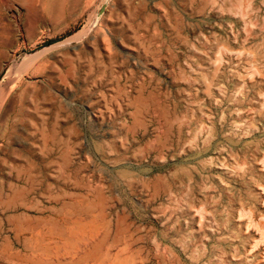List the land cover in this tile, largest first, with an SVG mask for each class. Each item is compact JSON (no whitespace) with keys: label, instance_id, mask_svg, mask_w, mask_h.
Segmentation results:
<instances>
[{"label":"rangeland","instance_id":"obj_1","mask_svg":"<svg viewBox=\"0 0 264 264\" xmlns=\"http://www.w3.org/2000/svg\"><path fill=\"white\" fill-rule=\"evenodd\" d=\"M46 1L0 0V264H264V0Z\"/></svg>","mask_w":264,"mask_h":264},{"label":"crops","instance_id":"obj_2","mask_svg":"<svg viewBox=\"0 0 264 264\" xmlns=\"http://www.w3.org/2000/svg\"><path fill=\"white\" fill-rule=\"evenodd\" d=\"M53 5V0H47L44 5V11L47 13L50 11L51 6Z\"/></svg>","mask_w":264,"mask_h":264},{"label":"bare ground","instance_id":"obj_3","mask_svg":"<svg viewBox=\"0 0 264 264\" xmlns=\"http://www.w3.org/2000/svg\"><path fill=\"white\" fill-rule=\"evenodd\" d=\"M39 235V234H38ZM108 258V257H107Z\"/></svg>","mask_w":264,"mask_h":264}]
</instances>
